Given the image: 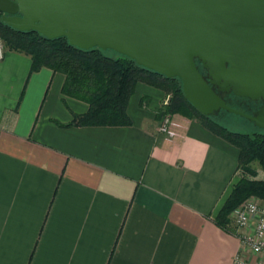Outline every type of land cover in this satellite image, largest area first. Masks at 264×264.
<instances>
[{"label": "crops", "instance_id": "1", "mask_svg": "<svg viewBox=\"0 0 264 264\" xmlns=\"http://www.w3.org/2000/svg\"><path fill=\"white\" fill-rule=\"evenodd\" d=\"M63 83L24 54L0 61V264H264L215 223L236 147L179 115L159 133L166 97L143 83L130 126L61 127L88 109Z\"/></svg>", "mask_w": 264, "mask_h": 264}, {"label": "water", "instance_id": "2", "mask_svg": "<svg viewBox=\"0 0 264 264\" xmlns=\"http://www.w3.org/2000/svg\"><path fill=\"white\" fill-rule=\"evenodd\" d=\"M0 14L17 31L66 37L178 78L200 114L223 110L264 130V0H0ZM222 93L262 105L247 114Z\"/></svg>", "mask_w": 264, "mask_h": 264}, {"label": "trees", "instance_id": "3", "mask_svg": "<svg viewBox=\"0 0 264 264\" xmlns=\"http://www.w3.org/2000/svg\"><path fill=\"white\" fill-rule=\"evenodd\" d=\"M0 36L6 51L28 56L31 72L47 68L64 76L61 93L87 104L84 114H72V120L61 127H126L131 125L127 104L135 85L143 83L169 96L157 114L179 115L198 121L212 134L239 150L236 182L215 216V223L225 231L232 224L230 215L245 201L254 198L264 202V179H257L255 165L264 172V133H236L220 124L218 115H231L220 110L211 116L200 114L185 98L178 78L163 75L139 66L134 60L110 50L95 47L76 48L66 37L47 39L35 31L21 32L4 24L0 14ZM196 66L205 76L206 71L196 60ZM226 104L247 114L257 110L262 102L222 93ZM244 119V118H243ZM264 131V130H261Z\"/></svg>", "mask_w": 264, "mask_h": 264}, {"label": "built area", "instance_id": "4", "mask_svg": "<svg viewBox=\"0 0 264 264\" xmlns=\"http://www.w3.org/2000/svg\"><path fill=\"white\" fill-rule=\"evenodd\" d=\"M6 49L0 36V61L3 60ZM170 116L165 115L160 120L158 132H167ZM232 223L242 248L250 254L264 258V202L251 198L236 208L230 215ZM233 264H262L252 263L241 253L234 256Z\"/></svg>", "mask_w": 264, "mask_h": 264}, {"label": "rangeland", "instance_id": "5", "mask_svg": "<svg viewBox=\"0 0 264 264\" xmlns=\"http://www.w3.org/2000/svg\"><path fill=\"white\" fill-rule=\"evenodd\" d=\"M166 102L163 103L167 104L169 100V96L165 95ZM162 105V106H163ZM171 119V116H170ZM216 121H218L220 124L224 125L226 128H228L232 132L236 133H255V132H261L264 133V131H261L257 129L251 122H249L246 119H243L236 115H218L215 118ZM256 172H257V179H264V172L261 171L256 165Z\"/></svg>", "mask_w": 264, "mask_h": 264}, {"label": "flooded vegetation", "instance_id": "6", "mask_svg": "<svg viewBox=\"0 0 264 264\" xmlns=\"http://www.w3.org/2000/svg\"><path fill=\"white\" fill-rule=\"evenodd\" d=\"M252 112V114L255 112V110H253V111H251Z\"/></svg>", "mask_w": 264, "mask_h": 264}]
</instances>
